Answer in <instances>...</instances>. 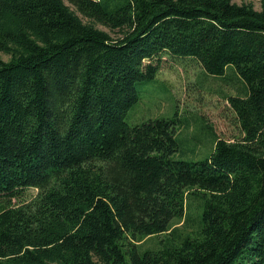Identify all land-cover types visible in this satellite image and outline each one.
I'll return each mask as SVG.
<instances>
[{"label":"trees","instance_id":"1","mask_svg":"<svg viewBox=\"0 0 264 264\" xmlns=\"http://www.w3.org/2000/svg\"><path fill=\"white\" fill-rule=\"evenodd\" d=\"M260 1L0 0V264H264ZM165 53L235 68L240 138L185 159L127 121Z\"/></svg>","mask_w":264,"mask_h":264},{"label":"rangeland","instance_id":"2","mask_svg":"<svg viewBox=\"0 0 264 264\" xmlns=\"http://www.w3.org/2000/svg\"><path fill=\"white\" fill-rule=\"evenodd\" d=\"M235 1L253 3L257 9L261 8L260 0ZM78 13L85 21H91ZM97 26L110 31L114 36L118 34L103 24L97 23ZM0 55L8 59L7 54L0 52ZM233 69L231 66L226 69L225 76L230 75L227 78L224 75H211L196 58L165 53L156 78L137 85L140 100L130 109L127 121L136 124L157 117L175 119L180 144L179 156L185 159H204L214 147V136L209 131V125L213 126L218 136L229 140L243 135L228 96L242 93L245 83ZM36 192V189L30 188L26 194L31 196ZM191 224L193 220L186 224L189 230ZM163 236L160 234L143 239L141 250L159 247Z\"/></svg>","mask_w":264,"mask_h":264},{"label":"bare ground","instance_id":"3","mask_svg":"<svg viewBox=\"0 0 264 264\" xmlns=\"http://www.w3.org/2000/svg\"><path fill=\"white\" fill-rule=\"evenodd\" d=\"M166 235V234H165Z\"/></svg>","mask_w":264,"mask_h":264}]
</instances>
